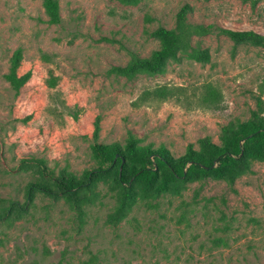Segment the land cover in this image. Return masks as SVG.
<instances>
[{
  "label": "rangeland",
  "instance_id": "rangeland-1",
  "mask_svg": "<svg viewBox=\"0 0 264 264\" xmlns=\"http://www.w3.org/2000/svg\"><path fill=\"white\" fill-rule=\"evenodd\" d=\"M62 22L48 24L45 0H0V264H264V162L234 184L208 179L151 203L138 199L113 222L111 196L74 206L43 176L82 177L99 166L98 143L164 146L175 157L231 122L250 120L264 82V47L234 43L216 30L196 36L208 63L181 54L156 74L113 71L161 46L150 35L174 27L185 4L189 21L264 35V0H57ZM23 53L30 79L16 95L6 76ZM50 71L57 87L48 84ZM209 87L219 97L207 98ZM171 89L168 99L147 96ZM100 129L95 134L97 121ZM31 183L52 186L26 198ZM105 192L108 185L102 184Z\"/></svg>",
  "mask_w": 264,
  "mask_h": 264
},
{
  "label": "trees",
  "instance_id": "trees-1",
  "mask_svg": "<svg viewBox=\"0 0 264 264\" xmlns=\"http://www.w3.org/2000/svg\"><path fill=\"white\" fill-rule=\"evenodd\" d=\"M135 1V0H127ZM211 1V0H204ZM48 24L59 25L62 22L60 5L57 0H45ZM192 8L185 4L176 14L174 27L160 26L150 33L161 42L159 49L147 57L134 56L123 67H115L114 72L135 76L139 72L147 74L159 73L169 60L177 59L181 54L202 63L211 59L208 48L201 43H195L196 36H206L215 30L226 35L235 48L243 44L264 47V35L254 30H231L215 28L189 21ZM23 53L19 49L12 58L9 73L6 78L16 95H20L30 74H20ZM51 88H56L57 79L50 71L48 82ZM147 96L157 99H168L172 96L171 89L160 88L147 92ZM210 102L219 97V92L213 87L207 90ZM100 129L97 121L95 134ZM220 144L213 142L211 137L199 140V149L190 144L184 155L175 157L166 147L141 145L139 139L129 134L125 145L120 143L104 144L96 142L93 153L100 160L99 166H93L78 178L67 171H56L47 167L42 159L23 160L24 163L36 164L39 172L53 181V186L69 197L74 206L81 207L85 203L111 196L117 202L116 210L110 215V220L117 222L124 218L138 200L151 203L162 194L168 192L180 193L189 184L201 183L208 179L227 181L234 184L240 177L253 173L256 162H264V82L256 97V110L252 112L247 122L235 121L222 126ZM108 185V192L102 188ZM52 186L45 183H31L26 191V198L32 201L36 191L51 192ZM8 211L20 208L21 203L15 199H2Z\"/></svg>",
  "mask_w": 264,
  "mask_h": 264
}]
</instances>
